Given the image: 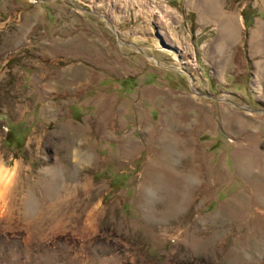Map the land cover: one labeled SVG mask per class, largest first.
Instances as JSON below:
<instances>
[{"label":"rangeland","instance_id":"obj_1","mask_svg":"<svg viewBox=\"0 0 264 264\" xmlns=\"http://www.w3.org/2000/svg\"><path fill=\"white\" fill-rule=\"evenodd\" d=\"M0 159V264H264V0H0Z\"/></svg>","mask_w":264,"mask_h":264},{"label":"clouds","instance_id":"obj_2","mask_svg":"<svg viewBox=\"0 0 264 264\" xmlns=\"http://www.w3.org/2000/svg\"><path fill=\"white\" fill-rule=\"evenodd\" d=\"M15 177V166L10 168L2 159H0V212L5 210L7 197L14 186Z\"/></svg>","mask_w":264,"mask_h":264},{"label":"water","instance_id":"obj_3","mask_svg":"<svg viewBox=\"0 0 264 264\" xmlns=\"http://www.w3.org/2000/svg\"><path fill=\"white\" fill-rule=\"evenodd\" d=\"M89 11H90V12H93L92 10H89ZM95 13L98 14L97 12H95ZM101 16H103V15H101ZM105 19H106L107 22L110 23V20H109V19H107V18H105ZM109 25H110V28L112 29L111 31H113V32L116 33V35H117L119 41L124 42L123 40H121V37L119 36L118 31H117V30L111 25V23H110ZM127 43H130V44L134 45L135 47H137V49H139V51H140L142 54H144L145 56L153 58V59L155 60V62H156L159 66H161V67H163V68H166V69H170V70H175V71H177V72H181V73L185 74L186 76L190 77L191 79H193V78L191 77V74H190V73H187V71H185V70H183V69L181 70L180 67L164 65V64L161 63V61H160L159 59H157L156 57L151 56V54H149V53L143 51V50H142L138 45H136L135 43H131V42H127ZM192 90H193V89H192ZM210 97H212V99H216V100H225V101H228V102H230V103H233L234 105H236V106H238V107H240V108L247 109V107H245L244 105H243V106H242V105H238V104H236L235 102H233L231 99H230V100H229V99H218V98L215 97V96H210ZM248 109L253 110V109H251V108H248ZM253 111H254V110H253Z\"/></svg>","mask_w":264,"mask_h":264},{"label":"bare ground","instance_id":"obj_4","mask_svg":"<svg viewBox=\"0 0 264 264\" xmlns=\"http://www.w3.org/2000/svg\"><path fill=\"white\" fill-rule=\"evenodd\" d=\"M231 33H232V28H230V29L228 30V33H227L228 35H227V36H229ZM160 37H163V38H161V39H164V40L167 39V41L170 40L169 37H168L167 35H164V34H163V35L160 34V35H159V39H160ZM229 37H230V36H229ZM167 46L170 47L171 50L176 49V50H177V51L175 50L176 53H179V52L183 53V52H182V51H183V48H182V47H180V48H179V47H174L175 45H167ZM183 54H186V53H183ZM193 57L195 58L196 56H193ZM194 58H193V59H190V62L192 61L194 64H196V61L194 60ZM16 172H17V171H16ZM5 206H6V205H5ZM3 212H4V211H3Z\"/></svg>","mask_w":264,"mask_h":264},{"label":"crops","instance_id":"obj_5","mask_svg":"<svg viewBox=\"0 0 264 264\" xmlns=\"http://www.w3.org/2000/svg\"><path fill=\"white\" fill-rule=\"evenodd\" d=\"M233 18L235 19V16H233ZM245 20H246V17H245ZM232 33H233V32H232ZM234 33H235V34H238V31H237V32H234ZM234 33H233V34H234ZM225 38H226V40H228V41L230 40L229 37H228V38L225 37ZM235 38H237V36H235ZM237 43H238V45H242L240 42H237ZM235 44H236V43H235ZM236 46H237V45H236Z\"/></svg>","mask_w":264,"mask_h":264}]
</instances>
